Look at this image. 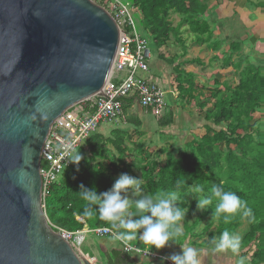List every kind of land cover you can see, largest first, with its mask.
Returning <instances> with one entry per match:
<instances>
[{"label":"trees","instance_id":"16d2710c","mask_svg":"<svg viewBox=\"0 0 264 264\" xmlns=\"http://www.w3.org/2000/svg\"><path fill=\"white\" fill-rule=\"evenodd\" d=\"M125 2L139 13L137 27L157 48L170 35L177 34L169 21L170 13L193 26L204 12L197 0ZM236 70L237 83L211 95L212 110L205 117L210 126H206L204 136L188 142L176 155L171 150L157 151V155L166 156L163 165L149 161L151 155L145 157L142 146H138L140 159L135 167L147 180L140 189L156 199L170 219V223H161L159 231L150 236L149 245L138 242L140 231L135 225L143 218L140 211L119 201L111 191L114 175L126 177L131 169L130 164H123V158L133 152L129 147L133 138L122 130L112 131L109 138L96 133L77 149L71 167L61 174L45 198L44 211L51 226L71 233L82 231L84 226L89 230L109 228L129 245L158 252L169 241L181 244L187 239L192 228L186 227V223L203 198L209 201L207 213L216 220L215 230L208 233L209 242L204 246H213L212 242L216 241L214 248L227 249L244 222L247 231L238 250L252 247V263L261 262L264 259V121L260 124L256 115L259 110L264 111V73L262 68L250 64L239 65ZM179 86L182 92L181 83ZM157 121L159 126L167 127L172 124V117L167 113ZM192 187L198 188L199 193L192 192ZM181 223L187 229L178 235ZM102 255L107 264H122L124 256L119 250Z\"/></svg>","mask_w":264,"mask_h":264},{"label":"water","instance_id":"95a60500","mask_svg":"<svg viewBox=\"0 0 264 264\" xmlns=\"http://www.w3.org/2000/svg\"><path fill=\"white\" fill-rule=\"evenodd\" d=\"M119 37L90 0H0V264H93L47 220L41 151L59 117L101 95Z\"/></svg>","mask_w":264,"mask_h":264},{"label":"crops","instance_id":"0c3cea01","mask_svg":"<svg viewBox=\"0 0 264 264\" xmlns=\"http://www.w3.org/2000/svg\"><path fill=\"white\" fill-rule=\"evenodd\" d=\"M197 2L204 8V12L196 19L197 25L189 26L183 23L181 16L170 13L169 21L177 34L170 35L161 48H157L152 39L137 27L151 49L149 71L145 77L164 91L172 124L159 126L157 119L139 106L137 98L130 97L124 101L122 118L118 122L101 125L97 132L109 138L112 131L122 130L133 138L132 145H129L133 152L123 158V164H130L131 169L126 177L114 175L111 191L119 201L132 205L142 214V220L135 225V228L139 226L138 242L141 245H149L150 236L159 231L161 223H170V219L162 212L159 202L140 189L147 180L135 167L140 159L138 146H142L145 157L153 153L149 161H158L163 165L166 156H156L157 151L174 148L182 151L188 142L205 135L206 126H210L205 117L212 110L211 95L216 90L222 92L225 86L237 83L236 69L239 65L244 67L250 64L262 68L264 73V0ZM133 13L138 21L139 13L136 10ZM180 83L182 92L179 91ZM188 83H191L190 88ZM72 111L80 116L86 115L90 112L89 103L85 101L72 108ZM119 167L122 170V165ZM191 189L199 193L198 188ZM176 200V195H173V201ZM208 207L209 201L202 198L197 211L186 223V227L192 228V231L183 243L169 241L155 252L175 264H253L252 247L238 250L246 231L243 230L241 236L237 234L244 229V222L230 239L227 249L214 248L216 241L212 242L213 246H204L209 242L208 233L216 227V220L207 213ZM184 228L181 223L178 235L185 233ZM87 229L84 226L82 231ZM95 238L98 246L103 248L101 254L111 250L121 251L124 254L122 264H163L160 260L140 254L125 253L113 238ZM86 241L87 235H84L82 242ZM140 250L150 251L148 247ZM257 264H264V259Z\"/></svg>","mask_w":264,"mask_h":264},{"label":"built area","instance_id":"2783aa9c","mask_svg":"<svg viewBox=\"0 0 264 264\" xmlns=\"http://www.w3.org/2000/svg\"><path fill=\"white\" fill-rule=\"evenodd\" d=\"M90 1L104 9L113 18L120 33L119 44L111 76L101 95L87 100L90 112L80 116L70 109L59 117L50 129L41 151L43 166L40 165V176L43 206L51 187L58 181L61 174L71 167L77 149L96 134L101 125L118 122L122 118L126 99L136 97L139 106L150 112L157 120L168 113L164 91L145 77L149 71L151 49L148 40L137 31L133 8L123 0ZM52 228L70 245L74 240L76 244H80L83 240L82 235L110 237L122 246L125 253L140 254L160 260L163 264H175L164 255L143 251L129 245L109 228L87 229L75 233L54 226Z\"/></svg>","mask_w":264,"mask_h":264},{"label":"rangeland","instance_id":"374dc122","mask_svg":"<svg viewBox=\"0 0 264 264\" xmlns=\"http://www.w3.org/2000/svg\"><path fill=\"white\" fill-rule=\"evenodd\" d=\"M125 1V0H123ZM135 19V16L133 17ZM136 20V19H135ZM139 33V31H138ZM141 35V34H140ZM123 115H124V110H123ZM256 118L258 119V122L260 124H263L264 121V111L259 110L257 112ZM157 140V139H156ZM155 141H153L154 143ZM158 143V142H157ZM175 155L178 154L180 151L179 148H174L170 149ZM115 154V152H114ZM150 155L153 153H149ZM157 156V153L155 154ZM116 156V154H115ZM247 231V226L246 224L244 225V229H241L238 232V236H241L242 232ZM84 237V235H82ZM96 237V236H95ZM94 235H87V241L86 242H81L80 244H76L75 240L72 242V247L77 255L80 257H84L86 259H89L93 264H106V260L103 258V255L101 254L103 251V248L98 246L97 244V238H95ZM83 243V244H82ZM95 260V262H94Z\"/></svg>","mask_w":264,"mask_h":264},{"label":"flooded vegetation","instance_id":"af4514ba","mask_svg":"<svg viewBox=\"0 0 264 264\" xmlns=\"http://www.w3.org/2000/svg\"><path fill=\"white\" fill-rule=\"evenodd\" d=\"M106 264H107V261H106Z\"/></svg>","mask_w":264,"mask_h":264}]
</instances>
